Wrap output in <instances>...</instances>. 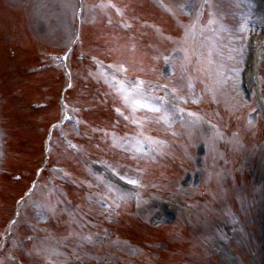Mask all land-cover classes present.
<instances>
[{"label":"rangeland","instance_id":"374dc122","mask_svg":"<svg viewBox=\"0 0 264 264\" xmlns=\"http://www.w3.org/2000/svg\"><path fill=\"white\" fill-rule=\"evenodd\" d=\"M117 1L120 5L128 3L126 0ZM215 4H217V13L230 19V25L233 29H239L229 34L228 40L223 45L224 49L217 54V60L221 64L225 62L229 67L230 80L224 86V89L223 86L221 87L222 94H220V100L216 101L215 106L222 107L220 105L223 102L226 103L225 101L229 105L235 101L242 100L244 104H248L241 88L239 74L243 60L246 57L245 44L249 37L248 23L254 19V15L250 7L236 0H215ZM67 5L75 6V0H0V93L4 100L2 103L4 108L0 112V119L4 120L3 123L9 130L7 131V134H9L8 139L5 140L6 143H9V149L8 151L5 149L6 145L2 141L1 162L5 164L4 168L7 171L17 172L24 176V180L19 183H15L13 180L8 181L3 177L0 179V233L3 232L1 236L6 234L7 229L4 228L14 217L18 199L24 196L35 177L36 170L43 164L42 140L45 137L47 126L59 120L58 110L55 108L56 105L44 113L32 110V105L37 103L52 101L50 104H56L61 88V84L56 81L58 78L57 73H38L36 71L39 68V64L35 58L37 55H42V53H62L67 42L72 39L74 35L72 29L68 28L67 24L59 26L56 20L61 12L64 16L69 14L67 13ZM144 5L146 7V3ZM188 5L189 3L184 6V11ZM47 10L52 14L51 17L47 15ZM101 18L102 16L98 13V10L93 7L88 8V13L85 16L86 36L84 48L89 53L103 56L105 59H112L118 66L119 71L126 70L140 78L141 81L150 80L159 83L172 77V81L168 83H173L183 92L189 85L190 90H192L191 96L203 99L200 102L201 104L205 102L204 93L199 86L190 84V73L191 75L193 74L191 70L190 73L188 72V76H181L173 68L170 70L167 66L163 69L165 72H160L158 67L159 57L156 61L151 58V62L144 65L141 64V69L135 68L134 66L142 63V59H147V57L138 58V51L132 48L130 43L121 46L118 44L119 40H111L113 28H108L109 31H105L106 23ZM143 18L155 19L151 14L143 15ZM239 18H242L241 20L243 18L247 19L246 23L244 20L238 22ZM240 24L244 26L243 30H241ZM98 26H102L101 29ZM227 28L229 27L225 25L224 29ZM169 31L175 32V29L172 28ZM252 34L258 35V30L254 29V25H252ZM91 37L95 38V40L93 41ZM9 45L18 52V59L15 60L11 56ZM95 45L100 48L102 45L110 46V48L104 51L98 49ZM111 50L119 52L120 55L118 57L115 56L116 54H112ZM153 64H155L154 67ZM78 67L81 69L82 65L79 64ZM137 70L143 72L139 74L136 72ZM261 72L264 75V67ZM79 74V79L82 80V72ZM261 92V88L258 87L256 95ZM82 96H84L83 92L78 90L77 95L71 97L72 103L78 106L87 104L81 100ZM5 106L7 107L6 110ZM214 117L217 119L221 118L216 113ZM251 152L248 166L252 171L253 183L248 186L256 184L263 187L264 144H262L257 153H255L256 150ZM60 159L59 155H55L53 163L59 164ZM151 171L156 172L154 169ZM175 171H178L177 175L181 172L179 169H175ZM152 177L159 179L156 173ZM203 179L204 173L195 175V178L191 181L190 188L201 187ZM243 180L245 181V179ZM253 185L251 190L252 188L253 190H258ZM244 191H246V188ZM258 197L260 198L257 201L258 211L263 209L261 214L249 218L243 213V219L238 224L230 220L229 224L231 226L229 225V228L212 230L211 237L214 238L213 247L216 258L219 260L218 264H264V193H260ZM162 209L160 214L156 216V222H161L164 228L159 229L157 232H145L139 229L133 231L129 227H125L120 232L117 231L123 237L133 239V241H141L146 247L147 243L165 242L172 237L174 244L170 249L164 251L162 256L159 257V255L155 256L153 254L152 259L150 258L149 261L143 254L140 260L148 264L176 262L175 258H173L175 253L172 250L174 251L179 248L178 245H185L188 242L187 233H183L180 227L174 225L177 220L175 218L176 211L172 210L173 208L168 203L164 204ZM39 222L41 223V221ZM46 253H51L52 255V250ZM170 258L172 261H168ZM73 264H79V262L76 261Z\"/></svg>","mask_w":264,"mask_h":264},{"label":"snow or ice","instance_id":"6c2138e0","mask_svg":"<svg viewBox=\"0 0 264 264\" xmlns=\"http://www.w3.org/2000/svg\"><path fill=\"white\" fill-rule=\"evenodd\" d=\"M243 27H244V26L241 25V30H243ZM136 105H137V106H144V105H141V104H140V101H136ZM151 110H152V111H155V112H159V111H161V109H160V108H157V107H151ZM129 183H136V181H134V180H130Z\"/></svg>","mask_w":264,"mask_h":264}]
</instances>
